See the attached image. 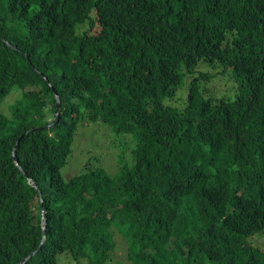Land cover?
<instances>
[{
    "label": "trees",
    "instance_id": "trees-1",
    "mask_svg": "<svg viewBox=\"0 0 264 264\" xmlns=\"http://www.w3.org/2000/svg\"><path fill=\"white\" fill-rule=\"evenodd\" d=\"M226 70L234 96L206 95ZM15 91L0 264H108L116 232L132 264H264V0H0V106ZM96 121L132 136V163L64 179Z\"/></svg>",
    "mask_w": 264,
    "mask_h": 264
},
{
    "label": "rangeland",
    "instance_id": "rangeland-1",
    "mask_svg": "<svg viewBox=\"0 0 264 264\" xmlns=\"http://www.w3.org/2000/svg\"><path fill=\"white\" fill-rule=\"evenodd\" d=\"M79 27L76 29L78 33ZM222 68L218 65L208 66L204 63H199L196 67L198 70L208 71L211 74L215 68ZM211 69V70H208ZM218 71V69H216ZM230 70L220 72L218 76L203 80L199 79L198 83L203 88L204 93L211 94L216 98H232L236 89L235 81L230 77ZM215 72V71H214ZM188 77H184L183 85ZM187 84L178 89L173 98L166 99L167 103L175 105L177 108L184 106L186 101ZM208 89V90H206ZM207 92V93H206ZM18 91L13 92L1 104L0 110L6 115L9 114L8 105L13 103L18 97ZM135 147L134 139L130 134L121 133L116 134L112 129L100 121L85 123L81 122L75 130L73 142L66 164L60 169V173L64 179H69L71 176L80 173L85 169V164L89 163L87 167L100 166L105 169L109 174L115 175L117 166L120 160L125 163H132L131 155ZM252 242L256 245L264 247V234L257 235L251 238ZM116 248L112 253L111 259L108 264H132L127 258V244L124 238L118 233H115ZM66 256L63 253L59 259ZM60 264H69L66 259L60 260Z\"/></svg>",
    "mask_w": 264,
    "mask_h": 264
},
{
    "label": "water",
    "instance_id": "water-1",
    "mask_svg": "<svg viewBox=\"0 0 264 264\" xmlns=\"http://www.w3.org/2000/svg\"><path fill=\"white\" fill-rule=\"evenodd\" d=\"M56 97H57V96H56ZM58 102H59V99H58V97H57V103H58ZM58 117H59V116H57V119H56V121H55V122H57V121H58ZM31 254H32V253H31ZM29 256H30V255H29ZM29 256H28V257H29ZM28 257H27V258H28ZM27 258H26V259H27ZM26 259H25V260H26ZM25 260H24V261H25Z\"/></svg>",
    "mask_w": 264,
    "mask_h": 264
}]
</instances>
